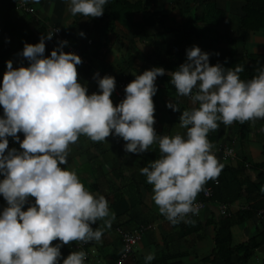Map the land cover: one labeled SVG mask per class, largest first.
<instances>
[{"label":"crops","instance_id":"crops-1","mask_svg":"<svg viewBox=\"0 0 264 264\" xmlns=\"http://www.w3.org/2000/svg\"><path fill=\"white\" fill-rule=\"evenodd\" d=\"M128 1L142 2L162 18L163 26L157 24L134 35L116 23L109 47L104 45L103 23L95 22L98 0H23L35 15L37 22L33 24L18 6L0 16V54L7 62L3 74L8 80V96L0 102L14 103L15 88L21 81L31 85L41 82L40 93H34L35 100L28 108L16 106L2 117L0 142L9 153L17 152L18 158H0V187L11 183L4 193L7 196L12 189L22 187L12 202L0 199V217H6L14 231L26 235L28 227L12 213V205L36 196L52 210L51 217L58 221L52 234L39 229L22 242L30 248L31 264H113L122 250V232L134 230L142 237L121 264H227L211 261L213 222L224 217L221 206L227 204L230 216L245 215L230 227L232 244L258 239L260 244L246 264H264V221L249 204L255 195L243 194L233 202L208 201L190 220L164 217L168 209L200 199V181L222 164L236 167L245 159L242 174L251 182H257L264 170V166L250 165L264 163V96H259L252 84L240 89L238 102L250 100L254 105L243 138L235 125L223 121L229 112L219 106L220 95L230 86L229 69L222 67V57L229 49L234 50L237 59L247 54L264 55V30L240 29L245 0ZM204 18L219 22L223 29L212 54L208 46L215 37L213 32L205 31L199 39H186L189 54L181 66L179 91L170 90L158 74L152 77L150 86L138 80L142 66L164 58L185 22L196 23ZM132 19L140 22L142 13L134 12ZM42 24L46 29L56 26L70 34L81 47L90 39L111 76L116 77L118 72L134 80L133 107L146 104L151 97L150 112L143 109L128 123L122 121L125 125L121 127L115 108H126L116 99L109 101L107 89L99 84L93 71L75 66L70 53L61 50L53 59L49 40L42 39L39 32ZM228 36L234 39L232 44L225 40ZM40 40L44 55L31 70L23 59V50L33 49ZM210 55L213 68L196 86L201 74L197 61ZM93 69L102 71L95 60ZM159 74L172 75L167 69ZM197 108L212 110V116L210 121L194 126V131L210 136L203 150L196 149L195 154L185 150V140L188 117ZM58 111L78 114L88 127L56 148L45 150L41 143L55 125ZM225 147L233 150V156L223 158L218 150ZM86 234L91 235L89 242H83ZM53 240L64 252L51 260L53 252L47 244ZM241 256L242 252L234 253L230 264H239Z\"/></svg>","mask_w":264,"mask_h":264},{"label":"trees","instance_id":"trees-1","mask_svg":"<svg viewBox=\"0 0 264 264\" xmlns=\"http://www.w3.org/2000/svg\"><path fill=\"white\" fill-rule=\"evenodd\" d=\"M23 0H0V16L3 14H8L11 10L18 6V2ZM99 8L98 14L96 16L95 22L103 23L101 27V33L105 39L104 45L109 47L111 45L110 37L114 33L116 23L120 24L127 30H132L134 35L143 34L148 27L154 25L163 26L162 18L157 15L155 12L151 11L147 6L143 5L142 2L136 1L134 3L128 0H98ZM245 5L242 7L244 16L240 21L241 30L249 31H258L260 29L264 30V0H245ZM214 10H217L214 8ZM134 12L142 13V20L140 22H134L132 15ZM219 13L218 11H216ZM29 15L30 23H36L35 15L32 13L26 12ZM209 19V20H208ZM204 18L199 22H185L180 30H177L176 40L172 44V47H167L164 52V58L159 61L150 60L148 66H142L138 71L137 78L139 81H147L148 85H152V77L158 74L161 79L167 82V87L170 90L179 91L180 84V71L181 66L185 60V57L189 54V43L186 39L190 37H196L199 39L204 35L205 31H211L215 34L213 39L209 40L208 52L212 54V49L216 46L219 40L220 30L223 29L222 24L213 23L210 18ZM56 27V26H55ZM58 28V27H57ZM12 29L16 30V27ZM2 27L0 26V31ZM62 31V30H61ZM176 31V30H175ZM39 32L42 39H48V29L45 25H41ZM63 32V31H62ZM69 40L74 43L77 42L74 37L70 34L63 32ZM227 34H224V36ZM223 36V37H224ZM8 38V36H6ZM227 43H233L234 39L231 37H226ZM50 42V41H49ZM79 44V43H78ZM85 45L82 47L85 53L91 58V68L90 71H93L94 60L97 62V65L101 67L102 71L109 73V67L106 66L98 57V50L92 49V44ZM42 40L35 42L34 48L31 50H23V59H26L30 66L31 70L39 63L43 53ZM49 48L51 50L52 58L56 59L57 53L62 50V47L56 43L50 42ZM174 48L177 50L175 51ZM212 55L207 56V58L197 61L201 66V74L197 79L196 86L199 85V82L202 78H205L209 75L211 69L213 68L214 62L211 59ZM6 59L4 55L0 54V99L7 97L8 94L6 90L8 89V80L5 78L3 71L6 66ZM221 65L223 68L229 69V81L230 86L228 90L221 94L219 97V106L223 107L229 112V117H227L224 122L231 123L238 128V135L240 138L245 137V130L249 127L251 122V115L254 109L253 102H238V96L240 89H245L249 85H254L259 91V96H264V55L258 54H247L246 58H234V50L229 49L224 57H222ZM161 69L170 70L172 75H161L159 74ZM121 76L116 73L115 78H120ZM125 79H129L125 77ZM98 82L99 80L96 79ZM32 83L27 81L19 82L15 88V102H0V130L3 126L2 117L5 111L15 108L16 106H22L28 108L35 100V94L40 93L39 87L41 82H38L37 85H31ZM100 85L101 82H99ZM39 91V92H38ZM108 99H115L111 94V91L108 90ZM41 95V94H40ZM151 97L148 101L150 102ZM109 101L107 103H109ZM147 102L144 105H134L132 111L134 113H143V109L149 110L151 106ZM118 110L120 115V126L122 127L123 123H128L132 117L131 110H124L121 108H115ZM150 112V110H149ZM57 120L55 125L52 127L49 136L42 141L41 145L45 150H51L57 146L64 143L69 136L75 135L82 130L88 127L84 121L80 119V116L75 113H66L58 111ZM212 110L197 108L193 116L188 117V132L185 140V150L187 152L197 153L194 150L202 149V145L209 141L210 136L208 137L205 133L201 134L197 131H194V126L197 122L210 121ZM262 120L264 122V113ZM211 140L209 143H212ZM3 157L7 161L16 160L18 158L17 152L9 153L5 148L4 144L0 142V158ZM245 159H241L236 167L231 165L222 164L220 168L214 171L213 174L204 178L200 181L199 193L200 198L203 199V191L211 187L213 189V195L208 201H217V202H233L243 194L244 196L255 195L254 199L250 204L252 210L257 212L258 209L264 207V170L259 174L257 182H251L243 176ZM251 166H260L263 167L264 163L251 164ZM11 187V183H4L0 187V199L4 201L12 202L14 196L18 194L22 186L12 189L11 195H4L6 189ZM38 189V187H37ZM261 198V201L260 199ZM250 200V198H247ZM258 201L256 202V200ZM11 211L16 215L18 220L21 223H24L28 227L26 235L17 233L14 231L10 225V221L2 216L0 217V264H20L17 255L19 242L24 240L25 237L29 236L30 233H33L39 229H43L52 234V231L58 226V221L54 220L52 215V210L48 208L40 199L36 196L30 198L22 204H14L11 206ZM40 212V215L37 213ZM192 217V216H191ZM245 215H242L239 218L234 216L228 217H219L214 220L213 224L215 226V234L213 239V251L211 254V261L221 260L227 264L231 263L232 256L234 253L242 252V256L238 258L239 264H246L250 258L252 252L260 244L259 240L252 238L247 241L245 244L234 246L231 240L230 227L235 222L244 219ZM83 218L86 220V215ZM189 218V217H188ZM187 218V219H188ZM179 220V219H178ZM190 220V218H189ZM19 228V227H18ZM22 228V227H20ZM24 235V236H23ZM50 237V236H48ZM48 250H51L52 259H56L59 255L63 254V249L61 244L55 240L49 241L47 244ZM49 264V263H41ZM78 264V262H77ZM80 264V263H79Z\"/></svg>","mask_w":264,"mask_h":264},{"label":"built area","instance_id":"built-area-1","mask_svg":"<svg viewBox=\"0 0 264 264\" xmlns=\"http://www.w3.org/2000/svg\"><path fill=\"white\" fill-rule=\"evenodd\" d=\"M18 6L25 11H30V8L23 2L19 1ZM48 40L56 43L62 47V50L70 53L74 58V65L78 67L91 68V58L85 53L83 48L76 42L72 43L69 38L63 34V32L55 27L51 26L48 29ZM86 44L90 45L91 40L87 39ZM176 51L177 49L174 48ZM93 73L96 79L101 82L102 86L111 91L114 98L126 108V110L133 109L132 91L135 87V82L132 79H125V77L115 78L109 73L93 69ZM192 94V93H191ZM134 117H138V113L132 111ZM223 158L233 156V150L230 147L219 149ZM213 195V189L211 187L206 188L203 191V199L190 200L178 208H171L164 212V217L168 220L172 219H184L188 217H195L205 207L207 200ZM221 213L224 217H228L231 214V210L227 204H222ZM256 214L261 217L264 221V207L257 210ZM142 234L138 230L122 232V250L113 264H121L126 257L132 252L138 241L141 239ZM91 235H85L83 242H89ZM85 259V256L82 258Z\"/></svg>","mask_w":264,"mask_h":264},{"label":"rangeland","instance_id":"rangeland-1","mask_svg":"<svg viewBox=\"0 0 264 264\" xmlns=\"http://www.w3.org/2000/svg\"><path fill=\"white\" fill-rule=\"evenodd\" d=\"M18 8L21 9V11H23V12H27L19 6H18ZM249 102H250V100H249ZM22 242H25V241L22 240L19 242V247H18L19 252H18L17 258H18L20 264H31V260L29 259L30 258V248L27 246V244H23ZM20 246H21V248H20Z\"/></svg>","mask_w":264,"mask_h":264}]
</instances>
